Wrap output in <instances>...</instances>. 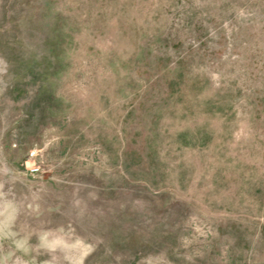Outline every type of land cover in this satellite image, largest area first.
Returning a JSON list of instances; mask_svg holds the SVG:
<instances>
[{
	"label": "rangeland",
	"instance_id": "rangeland-1",
	"mask_svg": "<svg viewBox=\"0 0 264 264\" xmlns=\"http://www.w3.org/2000/svg\"><path fill=\"white\" fill-rule=\"evenodd\" d=\"M0 264H264V0H0Z\"/></svg>",
	"mask_w": 264,
	"mask_h": 264
},
{
	"label": "built area",
	"instance_id": "built-area-1",
	"mask_svg": "<svg viewBox=\"0 0 264 264\" xmlns=\"http://www.w3.org/2000/svg\"><path fill=\"white\" fill-rule=\"evenodd\" d=\"M35 171V170H34Z\"/></svg>",
	"mask_w": 264,
	"mask_h": 264
}]
</instances>
